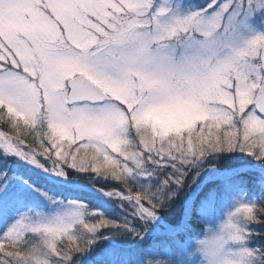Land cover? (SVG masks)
<instances>
[{"label":"snow or ice","instance_id":"6c2138e0","mask_svg":"<svg viewBox=\"0 0 264 264\" xmlns=\"http://www.w3.org/2000/svg\"><path fill=\"white\" fill-rule=\"evenodd\" d=\"M249 185L264 0H0V264H185Z\"/></svg>","mask_w":264,"mask_h":264},{"label":"clouds","instance_id":"9594fccd","mask_svg":"<svg viewBox=\"0 0 264 264\" xmlns=\"http://www.w3.org/2000/svg\"><path fill=\"white\" fill-rule=\"evenodd\" d=\"M256 211L240 200L226 209L220 218L203 222L202 233L191 238L185 264H260L261 256L251 246L250 226ZM152 264H166L163 260Z\"/></svg>","mask_w":264,"mask_h":264},{"label":"rangeland","instance_id":"374dc122","mask_svg":"<svg viewBox=\"0 0 264 264\" xmlns=\"http://www.w3.org/2000/svg\"><path fill=\"white\" fill-rule=\"evenodd\" d=\"M226 175L227 173L224 172L221 174L220 177H225ZM109 183L111 184V187L116 191H126L125 189H123V186L117 182H109ZM218 187L222 188L223 185L220 184L218 185ZM263 194L264 193H261L258 188H253L251 185L244 187L243 190H241L238 194L231 197V199L225 204L224 208L221 210L217 218H220L226 209L231 208L234 205V202L236 200L242 199L244 202H251L253 200H256L259 203L261 199H263ZM161 219L164 220L162 217ZM200 220L202 224L203 222H205L203 219H200ZM250 227L254 229V233H257L258 224H252ZM191 229L192 227L190 224V228L188 232L181 237V240H191V238L194 236ZM255 240H257V235L254 234L253 235V245L254 246L258 245L257 243L255 244Z\"/></svg>","mask_w":264,"mask_h":264},{"label":"trees","instance_id":"16d2710c","mask_svg":"<svg viewBox=\"0 0 264 264\" xmlns=\"http://www.w3.org/2000/svg\"><path fill=\"white\" fill-rule=\"evenodd\" d=\"M183 198V194H181L180 199ZM263 199H264V194H263ZM165 221L168 220V215L164 214L162 215ZM262 221H264V218H261ZM191 227H192V232L194 236L200 235L202 233V223L199 217H196L193 219L191 222ZM257 233V240H255V244L257 243L259 246H264V222L261 224H258V230Z\"/></svg>","mask_w":264,"mask_h":264},{"label":"water","instance_id":"95a60500","mask_svg":"<svg viewBox=\"0 0 264 264\" xmlns=\"http://www.w3.org/2000/svg\"><path fill=\"white\" fill-rule=\"evenodd\" d=\"M218 180H223L224 179V177H221V178H217Z\"/></svg>","mask_w":264,"mask_h":264}]
</instances>
